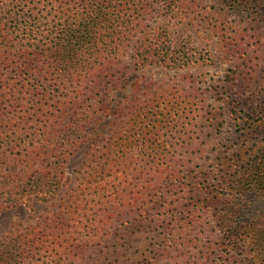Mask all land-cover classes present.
<instances>
[{"label": "rangeland", "instance_id": "1", "mask_svg": "<svg viewBox=\"0 0 264 264\" xmlns=\"http://www.w3.org/2000/svg\"><path fill=\"white\" fill-rule=\"evenodd\" d=\"M173 1L175 12L159 14L156 5L144 25L157 34L150 40L185 47L197 62L136 71L138 53H121L115 68H127L128 76L118 90L106 79L110 116L89 119L66 167L67 192L79 202L58 220L52 215L59 201L0 214V238L17 223L43 230L25 264H264V166L253 182L252 167L240 172L226 159L245 142L256 145L252 159L264 156V133L257 137L251 127H264V2ZM166 98L175 104L173 127L153 144L139 141L113 169L115 193L98 194L83 179L85 165L93 155L102 158L127 113ZM77 112L68 111L66 123ZM50 216L55 227L44 229Z\"/></svg>", "mask_w": 264, "mask_h": 264}, {"label": "trees", "instance_id": "2", "mask_svg": "<svg viewBox=\"0 0 264 264\" xmlns=\"http://www.w3.org/2000/svg\"><path fill=\"white\" fill-rule=\"evenodd\" d=\"M160 1L0 0V214L19 208L35 212L37 202L54 207L59 201V212L52 215L58 220L79 202L67 192L66 167L89 119L101 112L110 116L114 98L106 93L111 91L106 79L118 90L128 76L127 68H115L121 53L131 47L138 53L136 71L155 62L177 67L197 62L185 47L150 40L157 34L144 22L155 6H160L159 14L177 9L173 0ZM163 100L156 107L144 102L127 113L124 129L107 140L102 158L91 156L83 179L98 194L115 193L118 186L110 183L113 169L133 154L139 141L153 144L156 136L173 127L175 104ZM73 109L79 112L66 123ZM258 112L264 119V109ZM251 127H257V137L264 133L263 126ZM255 146L245 142L226 156L240 172L252 167L253 182L264 166L262 152L251 157ZM56 220L46 218L44 229H53ZM42 231L24 223L13 226L0 238V264H25L35 255Z\"/></svg>", "mask_w": 264, "mask_h": 264}]
</instances>
